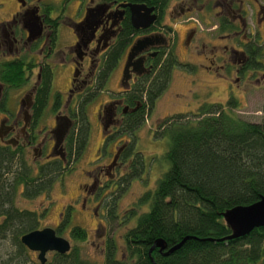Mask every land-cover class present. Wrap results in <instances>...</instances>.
Returning a JSON list of instances; mask_svg holds the SVG:
<instances>
[{
    "label": "flooded vegetation",
    "instance_id": "1",
    "mask_svg": "<svg viewBox=\"0 0 264 264\" xmlns=\"http://www.w3.org/2000/svg\"><path fill=\"white\" fill-rule=\"evenodd\" d=\"M197 1L0 0V145L18 149L27 159L31 158L36 171L54 159L64 167L68 160V135L79 120L85 122L89 134V108L94 104L97 107L93 121L102 135L99 150L107 151L113 144L110 161L96 166L92 182L84 186L87 196L75 205L69 203L65 214L72 215L74 209L84 212L87 202L95 200L90 212L97 215L101 190L107 187L113 191L132 172L130 126L136 120L144 121L150 110L143 107L145 94L138 96L135 90L163 63L168 65V57L171 71L195 66L192 61L179 58L170 32H174L175 16L190 13ZM245 1L207 0L206 5L216 9L217 28L224 27L222 31L229 32V25L242 29ZM235 2L239 8L233 16L230 11ZM260 8L264 16V7ZM147 19L146 26H134V22ZM239 20L241 24L237 23ZM194 29L186 31V45ZM254 36L249 31L239 48L221 55L223 64L219 67L238 73L248 61L245 47ZM137 40L143 41V46L129 57ZM232 52L237 55L233 57L235 64ZM114 76L116 87L111 85ZM62 126L65 133L58 143ZM103 173L105 183L99 179ZM103 208V219L105 213L108 218L119 216L114 205ZM126 216L129 211L120 215L123 220ZM106 240H102L103 246Z\"/></svg>",
    "mask_w": 264,
    "mask_h": 264
},
{
    "label": "trees",
    "instance_id": "2",
    "mask_svg": "<svg viewBox=\"0 0 264 264\" xmlns=\"http://www.w3.org/2000/svg\"><path fill=\"white\" fill-rule=\"evenodd\" d=\"M254 35L245 47L248 61L235 74L240 79L247 72L260 73L264 81V39L258 38L257 31ZM169 63H163L135 90L138 96L145 94L143 107L147 110L168 84ZM238 106L231 95L224 104L205 103L192 111L191 117L179 112L161 123V134L168 137L163 155L166 169L155 186L144 191L138 200V206L147 209L135 215V222L125 232L122 254L117 256L115 242L109 237L101 264H264V226L240 238L219 240L231 233L222 216L224 211L264 196V97L260 121H248L234 114L232 109ZM141 122L130 123V128L136 129ZM87 131L85 122L79 120L69 133L67 161L83 151ZM134 153L141 157L140 152ZM139 163L143 168L142 160ZM66 172V166L61 167L58 159L36 171L18 149L0 145V246L8 241L11 247L0 256V264H42L37 253L34 259L20 241L23 233L40 228L39 216L33 210L19 208L16 198H34ZM69 216L66 214L55 228L57 234L66 227ZM131 217L129 214L126 220ZM70 233L75 239L87 236L78 225L72 226ZM184 237L188 238L170 254L165 255L158 248L148 252L158 238L171 247ZM43 264L96 263L82 258L79 247L72 246L65 254L50 252Z\"/></svg>",
    "mask_w": 264,
    "mask_h": 264
},
{
    "label": "rangeland",
    "instance_id": "3",
    "mask_svg": "<svg viewBox=\"0 0 264 264\" xmlns=\"http://www.w3.org/2000/svg\"><path fill=\"white\" fill-rule=\"evenodd\" d=\"M176 1L178 0H173V3ZM204 1L198 0L194 9L187 15L175 16L177 19L173 24L174 32H170V34L175 38L179 58L183 62L192 61L195 66L191 68L181 66L170 72L167 86L149 110L147 117L128 136L130 143L133 144V151H138L141 155V157H137L134 152L130 153V162L136 163V165L134 164L135 172L126 174V178L121 180L113 191L107 187L101 190L99 196H102L99 202L101 207H96L97 215H92L90 212L95 207L96 201L89 200L87 202L88 209L84 212L74 209L66 227H63L61 233H58L69 240L71 247L78 246L80 256L86 260L101 264L104 257L102 240L109 237H112L115 242L117 256L122 254L125 232L135 222V215L141 212V209H147V206L144 205L139 207L138 200L144 191L155 186L157 179L166 169L167 163L163 155L168 147V137L161 134L163 130L161 123L168 116L182 112L183 115L191 117L192 111L196 112L202 104H224L226 99L232 95L239 105L232 109L234 114L248 121L257 122L262 119L264 81L260 73L250 74L247 72L240 79H236L235 71L228 73L219 66L223 64L220 56L227 54V51L234 47L239 48L240 41L249 31L253 33L259 29L263 38H258L264 39V16L260 8V5L264 7V0H257V2L246 0L242 6L246 11L242 29L233 26L229 27V32L220 30L221 27L217 28L219 22L214 14L216 9H208L207 0ZM238 6L239 4L236 2L232 4L231 15L234 16L235 12L237 13ZM237 23L241 24L240 20ZM191 28L195 29L189 34V41L186 45L185 33ZM233 57H237L234 52H232ZM232 61V64L237 63L236 58H233ZM207 65H210L211 68H205ZM262 70L264 71V68ZM217 72H221V74ZM257 79L258 81H256ZM115 84L116 76H114L111 85L115 86ZM96 105L89 108L91 131L87 134L84 149L80 155L71 157L67 161L66 174L60 179L57 177L48 190L32 199H26L20 195L16 198L19 208L37 212L40 228L49 226L55 229L59 227L56 225L65 217L66 206L71 202L74 205L80 203L87 196L84 186L92 182L95 167L106 164L111 159L112 153L109 151L112 150L113 144L107 147V151L99 150L102 135L93 121ZM29 159L31 162V158ZM140 159L143 168L139 163ZM99 179L101 183H105L106 174H101ZM113 205L119 211V216L108 218V214L105 213L103 219L101 209ZM78 207L79 205L77 209ZM127 211L133 217L128 220L124 217L125 220H123L120 215L123 216ZM113 215L115 214L113 213ZM74 225L86 230L87 236L84 239H75L71 236L70 230ZM9 243L6 241L0 246V256L11 250ZM30 255L35 259L36 254L32 250H30ZM49 256L50 253H47L48 258Z\"/></svg>",
    "mask_w": 264,
    "mask_h": 264
},
{
    "label": "water",
    "instance_id": "4",
    "mask_svg": "<svg viewBox=\"0 0 264 264\" xmlns=\"http://www.w3.org/2000/svg\"><path fill=\"white\" fill-rule=\"evenodd\" d=\"M136 18V16L134 17ZM134 21V19H133ZM149 24V19L144 22H134L135 27L146 26ZM143 46V41L137 40L131 47L129 57L136 54ZM65 133V126H62L57 142L62 140ZM225 223L231 229V233L219 240L223 239H236L243 237L251 232L252 229L264 226V196H261L257 201L248 205H236L230 209H227L222 213ZM188 237H184L177 244L167 247V243L158 238L154 240L153 244L149 248V254L154 248H158L159 251H163L165 255L172 253L176 248L181 246L184 240ZM20 241L28 249L37 252V258L40 263H45L47 260V253L56 252L65 254L71 249L69 240L56 233V230L52 227L45 226L37 228L21 235ZM167 248V250H165Z\"/></svg>",
    "mask_w": 264,
    "mask_h": 264
}]
</instances>
